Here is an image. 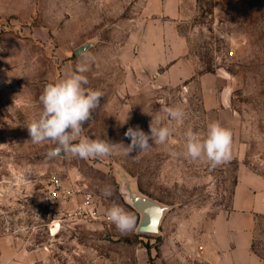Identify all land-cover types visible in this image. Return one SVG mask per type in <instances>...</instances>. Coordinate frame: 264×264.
I'll return each instance as SVG.
<instances>
[{
  "label": "rangeland",
  "instance_id": "374dc122",
  "mask_svg": "<svg viewBox=\"0 0 264 264\" xmlns=\"http://www.w3.org/2000/svg\"><path fill=\"white\" fill-rule=\"evenodd\" d=\"M147 3H0V37L14 32L8 36L21 38L25 53L34 57L19 61L15 54L0 56V257L9 258L12 247L29 252L34 264H191L197 260L191 253L202 248L207 223L231 205L240 169L264 176V0H185L180 31L200 72L218 70L226 78V113L208 112L197 87L157 85L133 66V43L147 18ZM89 41L95 63L85 73V87L104 95L74 143L84 137L108 140L114 144L112 152L98 159L71 153L49 159L55 143H32L27 125L42 113L39 97L45 86L75 70L74 49ZM165 107L182 108L183 122L170 121ZM152 117H160L161 125L171 124L169 141L125 155L120 144L131 141L124 133L137 126L149 133ZM213 121L232 132V159L214 169L206 160L184 156V133L192 129L204 136ZM54 175L93 190L104 211L119 205L135 217V229L122 234L114 224L104 228L83 218H63L73 205L44 199ZM108 186L111 197L103 195ZM123 188L168 206L159 232L138 231L140 213L127 202ZM261 201L264 211V195ZM253 245L264 264L262 212L256 217Z\"/></svg>",
  "mask_w": 264,
  "mask_h": 264
},
{
  "label": "crops",
  "instance_id": "0c3cea01",
  "mask_svg": "<svg viewBox=\"0 0 264 264\" xmlns=\"http://www.w3.org/2000/svg\"><path fill=\"white\" fill-rule=\"evenodd\" d=\"M0 3L7 7V0ZM185 6V0H148L147 18L133 43V66L157 85L187 83L188 88L197 87L208 112L226 113L229 103L226 78L218 70L200 72L198 62L189 54L188 39L180 31V24L186 18ZM32 27V30H40L37 26ZM40 33L41 30L36 34ZM10 34L15 35L5 31L0 37V56L8 59L15 54L19 61L34 59L28 49L29 54L25 53L21 38L13 39L8 36ZM263 195L264 176L242 167L237 175L231 205L220 210L207 223L202 248L191 253V257L197 258L191 264H262L252 245L257 214L264 213L260 209ZM9 249L4 252L7 254ZM10 251L9 258L0 257V264H34L29 252L19 253L12 247Z\"/></svg>",
  "mask_w": 264,
  "mask_h": 264
},
{
  "label": "clouds",
  "instance_id": "9594fccd",
  "mask_svg": "<svg viewBox=\"0 0 264 264\" xmlns=\"http://www.w3.org/2000/svg\"><path fill=\"white\" fill-rule=\"evenodd\" d=\"M76 55L75 70L65 78L45 86L39 97L43 106L42 113L27 125L32 143H55V149L47 153L49 159L61 153H71L80 159H98L109 156L114 145L108 140L87 137L74 143L84 131V125L92 120V114L100 107L104 95L99 90L85 87L89 83L85 73L95 63V56L87 47L77 49ZM163 111L170 121L183 122L185 113L182 108L165 107ZM149 129L147 134L139 126L127 129L124 136L131 142L127 146L120 144L125 149V155L150 151L154 145L166 144L173 135L171 124L161 125L160 117H152ZM184 136L186 158L193 161L206 160L213 169L232 159V132L220 122L209 123L204 136L192 129H188ZM112 194L111 186L103 190L105 197H111ZM106 215L122 234L130 233L136 227L135 217L117 204L107 209Z\"/></svg>",
  "mask_w": 264,
  "mask_h": 264
},
{
  "label": "built area",
  "instance_id": "2783aa9c",
  "mask_svg": "<svg viewBox=\"0 0 264 264\" xmlns=\"http://www.w3.org/2000/svg\"><path fill=\"white\" fill-rule=\"evenodd\" d=\"M44 199L53 204H72L73 206L66 210L63 218L78 217L91 222H99L104 228L111 227L112 223L106 211L101 208L95 192L80 186L76 181L66 183L62 177L52 176Z\"/></svg>",
  "mask_w": 264,
  "mask_h": 264
},
{
  "label": "water",
  "instance_id": "95a60500",
  "mask_svg": "<svg viewBox=\"0 0 264 264\" xmlns=\"http://www.w3.org/2000/svg\"><path fill=\"white\" fill-rule=\"evenodd\" d=\"M92 44L91 41L82 43L74 49V53L76 54L77 49L89 48ZM121 193L125 196L127 202L140 213L137 225L138 231L146 233L159 232L161 220L168 206L151 197L133 192L129 188L121 189Z\"/></svg>",
  "mask_w": 264,
  "mask_h": 264
},
{
  "label": "trees",
  "instance_id": "16d2710c",
  "mask_svg": "<svg viewBox=\"0 0 264 264\" xmlns=\"http://www.w3.org/2000/svg\"><path fill=\"white\" fill-rule=\"evenodd\" d=\"M252 248H253V250L256 252V250L254 249V245H252ZM257 253V252H256ZM258 254V253H257Z\"/></svg>",
  "mask_w": 264,
  "mask_h": 264
}]
</instances>
